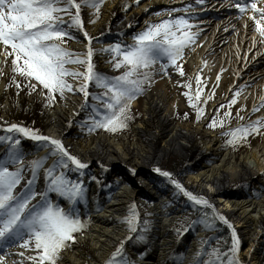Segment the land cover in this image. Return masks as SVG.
<instances>
[{
  "label": "bare ground",
  "instance_id": "bare-ground-1",
  "mask_svg": "<svg viewBox=\"0 0 264 264\" xmlns=\"http://www.w3.org/2000/svg\"><path fill=\"white\" fill-rule=\"evenodd\" d=\"M137 1L106 0L102 16L98 20L94 19V10L84 8L82 20L85 31L95 38H106L108 30L112 29L113 33L124 36L122 40L128 43L129 31L158 19L150 14L151 11L162 6L168 9L183 4L182 0H177L172 5L167 3L168 0H147L140 4ZM255 1L258 9L264 8V0ZM221 4L225 8L228 7L227 11H233L229 3L223 1ZM201 7L196 15H199V18L210 12L208 8L200 10ZM234 9L241 14L238 8ZM194 13L196 11L192 12ZM241 15L242 35L234 34L230 39L231 45L224 51L228 59L223 61L222 55L215 63L211 62V58L204 59V54L209 46L213 45L214 34L220 24L214 25L211 36L205 41L199 33L201 31L199 28L208 25L209 22L201 23L199 20L196 24L189 23L192 27L187 31L196 34L195 43L185 50L189 52L192 69H195L194 71L199 69L200 75L209 86L215 83L217 75L221 78V84L234 83L248 64H252L264 54V42H261L259 34L250 33L249 39L244 40L247 23L255 21L249 19V16L259 18V13H253L249 8ZM70 31L84 38L82 32L74 29ZM86 46L80 45L78 48L83 51ZM251 49L256 51L252 53ZM106 57L102 55L94 61L96 69L104 74L109 73ZM222 62L225 64L223 69L220 67ZM226 67L230 70L226 71ZM0 68L7 69V60L3 55H0ZM153 75L151 90L145 93L141 101L142 118L132 125L131 138L108 137L104 133L98 135L80 133L75 127V122L86 115L88 110H81L84 99L71 94H66L65 99L58 102L45 120L44 136L62 140L67 149L89 165L87 169H92V175L103 180L98 185L90 181L88 176L82 177L83 184L88 188L87 206H83V209L89 214L90 225L84 232L76 235L74 244L64 250L59 264H105L121 242L127 240L122 221L132 204L136 205L140 220L149 218L151 226L144 244L138 249L127 250L126 254L130 260H137L139 264H169L171 255L178 252L186 259L185 263L191 259L200 244L202 230L196 235H184L187 239L184 238L182 241L183 237L180 240L175 238L173 227L182 212L194 213L195 208L182 193L167 182L166 178L152 172L151 168L156 167L171 154H177L195 172L189 175L185 182L178 180L183 187L197 196L206 198L232 225V229H229L219 221L230 235L233 230L237 234L240 241L238 254L240 264H259L256 248L259 243L264 242V143L258 144L253 141L250 144L251 150L237 156L228 150H222L219 138L207 131L203 123L193 120L188 124H174L175 112L184 106L183 100L177 98L175 94V88L177 84L183 83V78L174 70H169L167 75L164 74L159 64L155 66ZM228 75L232 77L229 78ZM252 78L246 76L243 79L247 83ZM229 85L226 86L224 97L228 96L232 88V85ZM90 88L97 91L94 85ZM259 88L258 94H254L256 87L253 90H240L237 97L239 107L247 106L248 110L244 116L249 121L263 115L261 110L252 114V109L259 105L261 98H264V73ZM135 102L134 100L133 105ZM0 103L4 105L7 103L4 81L1 79ZM213 107V104L210 105L208 114ZM72 137H76L75 143L71 142ZM26 141L28 146L32 147L33 141L29 139ZM209 157L213 158V162H207ZM113 172H123L126 177L122 178L117 173L113 175ZM69 174L71 177L76 173L70 171ZM231 184L237 185L234 191L229 190ZM261 188L263 189L261 195L253 198L252 191ZM142 196H146L150 202L147 216L140 207ZM167 203L174 206L167 207ZM196 211L198 213L197 206ZM219 233L216 229L214 235L217 236ZM82 243L89 245L90 254L82 249ZM32 251L11 246L0 250V255L5 257L4 264H25ZM142 253H145L146 257L137 259Z\"/></svg>",
  "mask_w": 264,
  "mask_h": 264
},
{
  "label": "snow or ice",
  "instance_id": "snow-or-ice-1",
  "mask_svg": "<svg viewBox=\"0 0 264 264\" xmlns=\"http://www.w3.org/2000/svg\"><path fill=\"white\" fill-rule=\"evenodd\" d=\"M102 3L103 0H0V55L5 60L13 57V72L29 81V94L39 91L43 95L47 107L55 104L58 98L65 99L68 93H80L84 97L81 110L87 109L89 112L81 122L82 127L88 133L103 130L114 134L127 128L128 121L132 118L131 104L153 83L157 64L166 75L169 66L178 68L179 74L184 75L177 62L183 58L184 49L195 43L196 34L187 31L192 25L184 16L149 24L145 30L132 36L133 43H115L102 49L111 54L109 63L114 70L123 69L120 75L109 76L96 69L93 38L85 31L82 20L84 8L94 10L98 17ZM196 3H202V0H196ZM234 6L241 14H245L249 8L253 13H259V18L249 16V19L255 20V30L261 42H264V8L258 9L256 3L249 4L247 0H234ZM72 29L83 33L88 41L86 51L74 53L64 46L66 39H75L70 31ZM165 60L168 63H164ZM69 65L78 67L70 68ZM80 68L83 70H79ZM216 79L218 82L220 76L217 75ZM195 80V95H190L189 92L184 95L188 98L189 105L196 108L199 120L204 110L193 103V100H201V76L196 75ZM32 81L36 83L33 84ZM92 85L100 91L90 92ZM16 87L19 88L20 85L17 83ZM184 87L190 89L191 84H185ZM239 95L240 92L236 91L226 106L221 105L227 108L224 118H231V110ZM207 99H212V95ZM203 103H207V100ZM261 108H264V98H261L259 107H253L252 112H259ZM241 111L243 109L236 112V118L244 121L245 116L240 114ZM226 119L213 118L208 127L223 128ZM262 130L264 116L225 131L222 135L228 138L226 145L235 147L251 136L264 134ZM0 131L12 134L0 136V143L8 144L6 154L0 157V250L11 246L31 249L36 253L27 257L32 264H58L62 250L69 246V242L75 243V234L85 230L88 224L81 217L78 207L86 201V188L82 181L72 180L68 172L75 171L83 176L89 165L72 155L62 140L44 136L38 130L11 124ZM20 136L37 142L45 150L44 156L27 165L30 173L28 177L24 175L25 153ZM41 171L44 187L39 190L36 185ZM153 171L166 178L194 206L211 209V223L207 212L204 213L205 219L199 221L206 229H211L217 220L232 229L227 218L218 213L206 198L187 191L168 171L160 168ZM22 181H26L25 187L17 194L16 189ZM54 197L59 198L62 203L56 202ZM122 223L127 224L128 231L133 234L147 231V228L138 227L140 218L135 204L130 206L129 214ZM127 239L139 240L143 237L136 235ZM124 245L125 241H122L106 264H134L125 255ZM239 251L240 241L233 230L232 245L227 252L222 253L216 249L208 252L205 248L198 251L196 264H240ZM205 254L215 259L201 262L200 258ZM4 261V255H0V264H4ZM179 264H183L182 258Z\"/></svg>",
  "mask_w": 264,
  "mask_h": 264
},
{
  "label": "rangeland",
  "instance_id": "rangeland-1",
  "mask_svg": "<svg viewBox=\"0 0 264 264\" xmlns=\"http://www.w3.org/2000/svg\"><path fill=\"white\" fill-rule=\"evenodd\" d=\"M105 1L106 0H104L103 3H102V6L100 8V12H99L98 17L93 12L95 20H98L99 18H101L102 13H103V6H104ZM107 1H110V0H107ZM145 1H147V0H138L137 3L140 4V3H143ZM205 2H206L205 0H202V3L197 4L196 0H190L187 3H183L182 5H179V6H172V7L168 8V9L164 8V7H161V8H158L156 10H153V11L150 12L151 15H153L155 17H158V18H161V17H163V18H161L159 20L158 19L157 20L156 19L155 20H151L150 22L145 23L144 24L145 26L142 29L140 28L141 26L138 27L141 30H139L138 32H135V33H130L129 36L132 38V36L134 34L145 30V28L149 24L160 23L163 20L175 19V18L181 17V16L186 17L190 24H194V23L198 22L199 20H202V21L204 20V21H206L208 23V21H210V19L212 18L210 15H206L204 17H200L199 18L198 16H195V15H181V14H178L179 12L183 11L184 9H186L188 11V10H191L193 7L199 8L200 6L204 5ZM253 2L254 1H252V3ZM174 9H182V10L181 11H173ZM169 13H170V17L166 18V16H168ZM157 14H159V15H157ZM173 14H175V15H173ZM228 16H229V20H231V22L224 21L225 17L224 16H219L213 22H211L207 26H205L206 29L203 32L200 33L201 36L204 37V39L206 41L211 36L212 30L214 28V25H216L218 23L220 24L218 29L216 30V32L214 34L213 45L209 46V48L205 51V54H204L205 55L204 59L211 58L212 59L211 62H213V63L217 62L218 59L222 57V55H224V57H222L223 61L225 59L227 60L228 58L226 57L224 51L229 49V46L231 45L230 39L233 37L234 34L242 35V23H241V20H242L241 18L242 17L238 16L237 14L236 15H231L230 14ZM255 29H256L255 21L248 22L247 26L245 27V31H244V35H245V37H244L245 39L244 40H248L249 39L250 33H257ZM74 30L79 32V30H77V29H74ZM108 31H112V30L109 29ZM133 31H135V30H133ZM71 33L75 37V39H71V40H67L66 39L64 46L67 49H69L70 51L74 52V53H81V52L86 51V47H85V50L82 51V50H80L78 48V46L87 45L88 43H84L87 40H85V38H83V37L81 38L79 36L80 34H76V33H73V32H71ZM88 35L93 38L92 39V47H93L94 53H95L94 57H93V60L97 61V57H99V56L101 57L102 55L103 56L106 55L107 56L106 58L108 59L107 71L110 72L107 75H109V76L120 75L121 72L123 71V69H121L120 71L114 70L112 64L109 63V61L111 60L110 53H106V52L102 51V49L108 48V47H106V44L104 45L105 47H100L99 38H95L94 36H92L89 33H88ZM112 35L114 36L115 34H112ZM110 38H111V40L113 39V37H110ZM106 43L109 44L110 40L108 42H106ZM9 51H10V49H9ZM255 51L256 50H254V52ZM189 58H190L189 52L184 49L183 58L177 62L180 65V67L182 68L183 72H184L183 76H181L179 74V69L178 68L173 67V66H169L167 68V73L169 72V70H174L176 73H178L183 78V83L177 84V86L175 88L176 89L175 90V94H176L177 98H180V99L183 100L184 106H183L182 109L177 110L175 112L174 117H173L174 124H176V123L188 124V123H191L193 120L196 121V122H199V123H203L204 128L207 131L213 133L215 136H217L219 138V143H220V147H221L222 150H228V151H230L231 153H233V154H235L237 156L240 155L241 153H245V152L251 150V148H250L251 145L250 144L253 141L257 142L258 144H263L264 143V138H263L264 134H260V135H254V136L249 137L246 142H242V143L236 145L235 147L226 145L225 141L228 138L222 135L223 132L228 131L230 129H234V128L242 125V124L250 123L252 121H249L248 118L246 119V117H245L244 121H240V120H238L236 118V112L238 110H241V109H243V111H241L240 114L244 116V114L248 110L247 106L239 107L238 104L236 103L235 105H233V108L231 110V112H232L231 118L226 119V118H224L223 114H224L225 111H227V108L226 107H221V105H225L226 106L230 102V100L233 97V94L236 91L253 90V88L256 87V89H254V94H258V92L260 90L259 82H260V79L262 77V76L259 77L258 74L259 73H264V66L263 67H258L256 69L251 68V67H247L241 74H239V76L237 77L236 81L234 83L230 84V85H232V88L228 92V96H226L224 98L222 103H220V105L214 110L213 114L210 116L211 120L213 118L226 119L225 126L223 128L216 127L215 129H211V128L208 127V124L211 122V121H209L210 117H208V115H209L208 114L209 107H210V105H212V104L216 103L217 101H219L220 98L225 96V94H226L225 93L226 86L229 85V83L228 82H225V83L223 82L221 84V81H220L221 78H220L218 82H217V79H216L215 83L212 86H209L207 84V81L200 75V73H199L200 70L197 69L196 71H194L195 69L194 70L192 69V66H191V64L189 62L190 61ZM12 59H13V57H8L7 58V69L6 70H3V69L0 68V79L4 81V93L7 95V103L5 105H4V103H0V129L6 128L7 126H10L11 124H17V125L23 126L18 121H15L13 119V117L15 116L14 115V109L19 111L21 105H26L25 112L30 113L33 110L32 104L33 103H37L36 101H38L40 103H44V104L47 103L46 100L44 99L43 95H41L39 91L32 92L31 94H29V92H30V88L28 87L29 81L26 78H24L22 76H19L18 74L13 72V70H12L13 66L11 64V60ZM164 63H168V62L165 60ZM68 67L77 68L78 66L69 65ZM220 67L222 69L225 68V64L222 62ZM79 70L82 71L83 69L80 68ZM227 70H230V69L228 67H226V71ZM196 75H200L201 76L202 92H201V100L200 101L193 100V103H196L199 108H202L204 110L203 111V115L201 116V118L199 120H197V117H196V108L191 107L189 105V100L184 95L185 92H189V94L193 95V96L195 95V92L197 90V85H196V80H195ZM246 76H248L249 78L250 77L251 78L254 77V78H252L251 81L249 80L247 83H245V80L243 78H245ZM228 77L231 78L232 75H228ZM228 81H229V79H228ZM17 83L20 85L19 88L16 87ZM31 83L35 84L36 82L32 81ZM73 83H76V82H73ZM189 83L191 84V88L190 89L184 87L185 84H189ZM240 86H242V88ZM150 90H151V86L147 87L146 90L143 92V94L138 96V98L135 100L136 104L133 105V102H132V104H131V117L132 118L128 121L127 128L122 130V131H118V132H116L114 134L105 132L103 130H97V131H94L92 133H88L87 130L84 127H82V123L81 122L86 119V117L89 115V113H88V115H85L82 118L78 119L75 122V127L78 129V131L80 133L87 134V135L88 134L98 135V134L104 133L108 137H117V138H125V137H127V138H131V136H132L131 135L132 134V131H131L132 125H134L136 122H138L142 118L141 101H142L143 96L145 95V93H147ZM89 91L92 92V93H96V92H99L100 90L97 89V91H95V90H93V88H89ZM68 94H71L72 96L84 99L83 95L80 94V93H75V94L68 93ZM210 94L212 95V99H207V97ZM60 100L61 99L58 98L55 104H53L50 107L46 106V108L44 110L43 118L41 120V123H42L41 124L42 125V135H45V120H46L49 112L52 109L55 108V106L58 104V102ZM204 100H207V103H203ZM260 103H259V105H260ZM259 105H257L256 107H259ZM261 111L263 112L262 116H264V108H261ZM252 114H253V112H252ZM262 132H264V130H262ZM2 135H12V134H6V133L0 131V136H2ZM15 135L19 136V134H15ZM19 138L22 141V150L25 153V158H24L25 173H24V175H25V177H28L30 175V173H29V171L27 169V165L32 160L38 159L39 157L44 156L45 155V150L41 149L37 142H32V144H31L32 147H30V146H28V143H26L28 141H26V139L24 137L20 136ZM144 140H145V138H144ZM71 142L75 143L76 142V137H72L71 138ZM3 148H4V152H3L2 156H4L6 154V151H7V148H8V144L6 142L5 143H0V149H3ZM68 150H69V152L72 155L75 156L73 151H71L70 149H68ZM39 153H40L41 156L39 155ZM208 161L210 163L213 162V158L209 157L207 159V162ZM172 162L175 163V167L176 168H174V170L172 172H170L165 167H167V164L172 163ZM49 163H51L50 160H49ZM151 168H152V172H154L153 169H155V168H160L163 171H168L169 173H171L173 175V177L175 179L180 180V181H184V182L189 177V175H192V174L195 173L191 169V167L189 165H186V163H184V160L182 158H180L177 154H171L166 159H164L162 162H160L156 167H151ZM114 173H116V172H113V175H114ZM154 173H156V172H154ZM92 174H93L92 173V169H85L83 176H81L80 174L76 173L74 176L70 177V174L68 172V176L71 179H73L74 181H77V180L82 181V177H84V175H85V176H88L90 181H94L95 183L100 185L103 182L102 178L99 179V178L95 177ZM121 177L122 178L126 177L123 172L121 173ZM23 184L25 185L26 181H22L21 185H19V186H22ZM19 186L17 187L16 192L19 191ZM36 187L39 190H42L43 187H44L43 171H41V173H40V179H39V182L36 185ZM236 187H237L236 184H231L230 187H229V190L230 191H234L236 189ZM262 192H263L262 188L257 190V191H252V197L253 198L259 197ZM142 199H143V201L147 200L146 198H143V197H142ZM147 202H148L147 204L141 205V209H142V211L145 214H146L147 210L150 207L149 200ZM193 207L195 208V210H194V213H195L196 206L193 205ZM208 210H209V212L211 214V210L210 209H206L205 211H203V215ZM128 214H129V211H128ZM185 214L186 215L181 216V218L178 219L175 222V225L173 227L175 238H182L183 237L184 233L183 234H181V233L183 232V230H184L183 228H184V226L186 225V223L188 221L192 222L191 226H192V228H194L195 227L194 223H193L194 221H197V223H200L199 221L204 220V218H202L200 216L198 217V216L192 214V211L188 212V213H185ZM146 216H147V214H146ZM83 219L88 222L87 227H86V229H87L88 226L90 225V219L87 216L84 217ZM145 221H147L148 223L145 224L144 223ZM217 222H219V221L217 220ZM123 224L125 226L124 229L129 234L130 232L128 231L127 224H125V223H123ZM201 225H202L203 228H205L202 223H201ZM138 226H139V228H147V231L139 233V234H133L132 233L133 236L140 235V236L143 237V239H139V240L138 239H131L129 241V245L130 244L132 245L134 242H137V244H139V243H142L143 241H145V239L148 236V232H149V229H150V226H151V221H150L149 218L145 217L144 219L140 220V223H139ZM211 229H206V230H211ZM85 230H83L82 232H84ZM77 234H80V233H77ZM77 234H75V235H77ZM205 236H207V234ZM211 236L215 237L216 235H211ZM231 238H232V235H231ZM208 241L211 244H214V241L212 240V238H210ZM72 244H74V243L69 242V246H71ZM263 246H264V242L259 243V245L256 248V250H257V258H258L259 264H262L261 259L264 258V257H262V252H261ZM15 247H18V246H14V248ZM81 247L87 254L91 253V250H90L88 244L82 243ZM18 248H20V247H18ZM20 249H23V248H20ZM64 250H62V252L60 253V256H59V259H58V264L60 263L61 254L64 252ZM35 254L36 253L34 251H32V255H35ZM25 264H32V262L27 259L25 261Z\"/></svg>",
  "mask_w": 264,
  "mask_h": 264
},
{
  "label": "trees",
  "instance_id": "trees-1",
  "mask_svg": "<svg viewBox=\"0 0 264 264\" xmlns=\"http://www.w3.org/2000/svg\"><path fill=\"white\" fill-rule=\"evenodd\" d=\"M36 102L37 103L32 104L33 110L30 113L25 112L26 105H21L19 111L14 109V115L15 116L13 117V119L15 121H18L24 127L38 130L39 133L42 134L41 120L43 118L44 110L46 108V103L44 104V103H40L38 101H36ZM165 168L168 169V171L172 172L174 170V168H176L175 163L174 162L169 163V164H167V167H165ZM24 187H25L24 184L22 186H19V191L17 192V194L20 191H22L24 189ZM206 212L209 214L208 218H209V222L211 223V220H210L211 214H210L209 210ZM204 218H205V216H204ZM212 226L220 229V233L217 236L212 238V240H215V244L211 245L208 240L206 241L208 251L211 252L213 249H216L222 253L227 252L231 248V245H232V238H231L230 232L225 227L221 226L220 223L217 221H215L212 224ZM261 252H262V257H264V246L262 247ZM211 259H215V258L211 257ZM261 262H262V264L264 263V258L261 259Z\"/></svg>",
  "mask_w": 264,
  "mask_h": 264
},
{
  "label": "water",
  "instance_id": "water-1",
  "mask_svg": "<svg viewBox=\"0 0 264 264\" xmlns=\"http://www.w3.org/2000/svg\"><path fill=\"white\" fill-rule=\"evenodd\" d=\"M221 102H222V101H218V102L215 103V105H214L213 109L211 110L210 114L208 115V117H210V116L213 114L214 110L217 108V106H218ZM207 119H208V118H207Z\"/></svg>",
  "mask_w": 264,
  "mask_h": 264
}]
</instances>
